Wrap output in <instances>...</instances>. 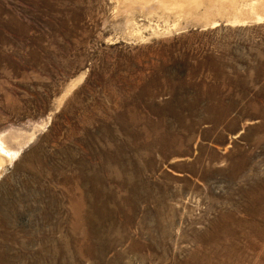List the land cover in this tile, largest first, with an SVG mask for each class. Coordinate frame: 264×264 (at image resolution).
<instances>
[{
    "label": "rangeland",
    "instance_id": "obj_1",
    "mask_svg": "<svg viewBox=\"0 0 264 264\" xmlns=\"http://www.w3.org/2000/svg\"><path fill=\"white\" fill-rule=\"evenodd\" d=\"M0 264H264V0H0Z\"/></svg>",
    "mask_w": 264,
    "mask_h": 264
}]
</instances>
